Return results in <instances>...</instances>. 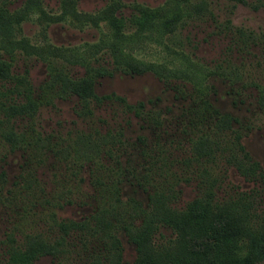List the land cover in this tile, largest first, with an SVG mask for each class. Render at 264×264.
Listing matches in <instances>:
<instances>
[{"label": "rangeland", "instance_id": "rangeland-1", "mask_svg": "<svg viewBox=\"0 0 264 264\" xmlns=\"http://www.w3.org/2000/svg\"><path fill=\"white\" fill-rule=\"evenodd\" d=\"M163 1L0 0V133L14 131L20 139L39 135L43 144L31 162V154L11 149L0 136V264H20L16 257L26 256L20 252L30 246L28 234H38L46 248L54 247L61 237L56 225L60 219L90 220L99 203L109 205L99 201L106 193L99 182L107 180L106 166H112L116 157L99 150L89 155L91 147L81 132L90 130L97 140L96 127L106 132L107 126L117 125L110 119L112 111L125 115L117 101L106 100L94 115L95 121L98 114L104 118L102 127L93 116H82L92 109V102L83 107L72 94V81L80 77L92 78L98 95L113 91L130 102L160 96L147 105L160 113L162 123L154 131L128 116L125 133L133 147L120 156L130 176L122 185V198L146 206L149 192L156 187L172 193V205L183 208L200 193L204 165H215L206 157L193 165L182 161L190 155L193 139L204 135L217 140L210 115L187 105L197 88L183 69L195 64L201 70L199 87L213 85V103L234 116L233 128L262 173L256 180L248 179L220 157L215 165L220 170L211 173L213 178L222 175L216 176L217 196L223 199L246 191L260 207L264 205V107L256 101V85L264 82V0H174L180 17L171 31L134 19L141 6L154 7ZM147 63L163 64V77L152 70L125 71L130 65ZM22 105H27L25 115L17 113ZM90 121L94 124L89 127ZM139 134H147L148 155L137 154L142 145L136 139ZM49 140L52 144L66 141L70 152L44 147ZM218 143L224 156L236 152L227 146L230 140L220 138ZM160 149L166 150L164 155L158 153ZM117 211L108 216L120 225L141 222V210L134 203ZM118 228L121 257L115 250L104 253L103 233L85 238L77 230L66 235L64 247L71 243L68 251L56 257L39 253L30 263L131 264L137 256L135 244ZM173 235L171 227L160 224L153 241L167 245ZM13 249L17 253H11Z\"/></svg>", "mask_w": 264, "mask_h": 264}, {"label": "trees", "instance_id": "trees-1", "mask_svg": "<svg viewBox=\"0 0 264 264\" xmlns=\"http://www.w3.org/2000/svg\"><path fill=\"white\" fill-rule=\"evenodd\" d=\"M173 3L174 0H165L154 7L141 6L139 13L134 16V19H137L141 24L143 22L150 25L158 24L162 26V30L171 31L173 24L180 17V7ZM194 8L197 9L195 6ZM114 43H118V40L112 41L111 45L113 48H115ZM53 49H57V47ZM128 64L130 63L127 61L126 65ZM130 66L129 70H125L126 72L142 73L152 70L154 73L161 75V70L165 69L161 63H147L144 66L134 64ZM191 66L192 68L188 66L183 71L192 79L197 89L193 92L192 101L188 104H182H192L198 108V110L194 109L200 112L201 115H203V112L210 115L211 126L214 128L213 131L216 132L217 140L209 139L204 137V135L193 139L191 142V153L182 160L183 163L185 165H193L192 162L206 157L217 165L219 160L224 158L227 165L234 166L241 175L248 179L256 180L254 178L256 176L260 178L262 173L257 169L258 161L250 156V153L240 141V133L233 128L234 116L228 111H221L213 103L211 99L212 84L204 89L199 87L201 86L199 83L201 70L195 64ZM0 69H2L1 66ZM161 76L163 77V75ZM60 80L61 82L65 81L64 79ZM64 83L66 85V82ZM256 89V101L261 107H264V82L257 84ZM196 91H199V93ZM61 92L58 90L59 96H62ZM72 94L77 95L83 107L88 106V101L92 102V109L88 106L87 114L82 115L81 111H78V113L84 117L93 116V121H95V113L100 110V106L106 100L117 101V106H121L120 111L125 115L112 111L109 115L110 119L116 120L117 125L107 126L106 132H103L99 126V128L96 127L93 131L100 136L97 140L93 138L92 131L81 132L82 138L91 147L89 155L95 150H99L104 151L110 157H116L112 166H106L109 171L107 180L99 182V184L104 185L103 188L106 187L104 189L106 193L102 194L103 196H101L99 201L101 202L102 199L103 203H108L109 205L104 204L101 206V203H99V207L95 209L90 220L60 219L56 225L61 237L56 239L54 247L46 248V244L41 243L42 238L38 234H28L27 238L30 246L20 252L25 253L26 256L16 257L20 264H31V260L36 258L39 253H53L55 257L59 253H65V251H68L69 245H71L70 243L64 247L67 240L66 235L70 231L77 230H80L78 232L79 235H86L85 238L88 235L93 236L103 233L104 253H112L111 250H115L114 253L121 257L122 244L118 236V226H120V230L124 229L129 240L135 244L137 256L131 264H262L264 262V205L260 207L257 198L246 191H240L228 198H219L215 187L216 182H218L216 176L221 179L222 175L219 173L214 178L211 176V173H217L220 170L215 165H204L199 180L200 193L189 200L183 208H177L172 205L171 199L174 197L172 193L156 187L149 192L146 206L134 198H129L126 201L122 198V185L129 181L130 176L125 170L120 156L133 147L132 144L128 143L129 137L125 133L127 124L130 122L128 116L137 117L138 121L141 122L142 128H149L151 132L154 131L155 126H159L162 123L159 120L160 113L153 106L148 108L147 105L157 102L160 96L130 102L125 96L113 91L109 94L98 95L94 92V80L90 77H80L72 81ZM89 98H92V100H89ZM183 98L187 97L184 96ZM188 99L190 100V98ZM40 103L43 104V101ZM22 106L17 110V113L25 115L28 111L27 105ZM34 108L35 106L33 105ZM120 116L121 119L118 120ZM93 121L87 122L89 127L94 124ZM104 121V118L98 114L95 121L96 124L102 127ZM0 136L10 143L11 149H23L24 152L31 154L29 158L31 162L33 161L32 156L38 151V146H43L42 143H39V135L37 138L35 135V137L30 139L28 135L20 139L16 132L10 131L9 133H0ZM147 138V134L136 136L137 141L142 144L138 146L137 154L142 156H144L143 154H149ZM156 138H159V135H156ZM220 138L225 140V142L230 140L231 144L227 146L230 147L232 145L231 147L235 148L236 152L224 156L225 154L222 153L223 150L218 143ZM78 140L81 141L80 139ZM59 144L61 143L54 142L52 144V141L49 140L44 147H57L56 152H70L69 143L65 141L63 144ZM165 151V149H160L158 153L164 155ZM237 151L241 152V158L237 157ZM26 163L29 164L30 161ZM91 163L93 164L94 162L91 161ZM95 169L96 167L93 166L92 174H94L93 170ZM1 175H3L2 180H5L4 171H1ZM131 203H134L136 209L141 210V222L138 225H134L133 222L120 225L118 221H113L108 216L110 214L113 216L114 213L118 212V208L126 207ZM49 214V211L45 213L46 216H49ZM91 219H93V222H91ZM160 224L167 225L173 229L174 235L170 238V242L167 245L160 246L153 241V234ZM11 253H17V251L13 249ZM163 257L167 259L162 260Z\"/></svg>", "mask_w": 264, "mask_h": 264}]
</instances>
